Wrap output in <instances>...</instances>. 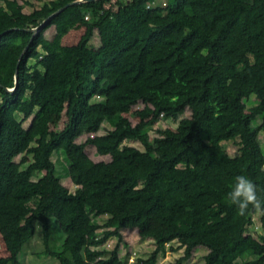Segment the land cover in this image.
Listing matches in <instances>:
<instances>
[{
  "label": "trees",
  "instance_id": "trees-1",
  "mask_svg": "<svg viewBox=\"0 0 264 264\" xmlns=\"http://www.w3.org/2000/svg\"><path fill=\"white\" fill-rule=\"evenodd\" d=\"M15 1L0 0V235L9 254L0 264H23L36 224L43 247L37 258L125 264L117 249L101 246L110 238L123 244L125 222L143 232L153 217L164 232L151 236V256L133 264H156L171 242L178 243L171 250H183L174 264L189 261L197 247L207 250L204 264H264V236L248 234L264 207L241 215L226 199L233 178L243 174L264 206L261 128L252 125L264 107L244 104L264 90V0L80 3L51 19L30 45L29 30L77 0H28L42 3L30 13ZM79 24V41L62 45ZM94 98L109 99V116ZM139 102L144 107L132 124L123 114ZM186 110L177 131L157 130L149 140L150 127ZM103 123L111 128L105 134L76 142ZM235 140L243 149L230 157L223 144ZM127 142L144 150L118 153ZM87 147L110 160L85 164L79 154ZM20 155L31 157L25 171L38 175L35 181L20 178ZM104 216L103 226L93 223ZM52 220L61 234L56 247Z\"/></svg>",
  "mask_w": 264,
  "mask_h": 264
},
{
  "label": "rangeland",
  "instance_id": "rangeland-1",
  "mask_svg": "<svg viewBox=\"0 0 264 264\" xmlns=\"http://www.w3.org/2000/svg\"><path fill=\"white\" fill-rule=\"evenodd\" d=\"M46 2L49 0H45ZM125 3L126 1L123 0ZM27 3V4H26ZM15 5L23 6V13H30L34 9L40 7L42 3L40 2H33L28 0H16ZM0 6H3L0 3ZM52 28L48 29L45 32L46 38L51 37ZM83 34V27L81 24L71 29L66 36H64L61 40L62 45L64 46H71L76 44L80 37ZM93 44H96L94 41ZM29 65L33 64V61L30 60L28 62ZM101 101L104 104L99 112L100 114L106 118L109 116V112L107 110V106L110 104L108 98H94L92 102ZM244 104L247 109L255 107L257 105H261L264 107V90L260 93L259 97L252 96L249 100L244 101ZM144 107L143 102H139L136 106L128 108L124 112V116L131 121L132 124H136L138 122L137 117L135 116V112L142 109ZM189 117V111H185L184 113L180 114L176 121L166 120V121H159L152 127L148 129L149 140L152 142L153 139L158 137L157 130H164L170 129L172 131H177L179 125L182 121L186 120ZM29 121L23 123L24 127H28ZM253 126H259L261 128L258 134V142L260 144L262 154L264 156V115L257 117V119L252 123ZM110 126L107 123H103L100 130L97 132L94 131H84L83 134L76 140L77 143H83L88 137H93L96 135H103L106 131L110 130ZM129 148H136L140 151H143V146L138 142H127L124 143L118 153H127ZM223 148L225 152L230 156L233 157L236 154L240 153L243 149L242 144L238 141L227 142L223 144ZM79 158L82 162L87 165H92L98 162H108L110 160V156H99L93 147H87L85 152L79 154ZM56 160V156L53 154L52 161ZM20 165V178L24 180H32L35 181L37 176L29 175L26 173V167L31 163V157L26 155H20L15 160ZM147 167V166H146ZM56 169L58 171L61 170L60 166L56 165ZM180 172V168H177L169 173L166 174L167 179H171L176 176ZM62 184L69 187L70 189L73 188L72 184L68 180H62ZM106 217L97 218L93 221L94 224L99 226H103ZM264 223V210H260L252 216V225L248 228V234L253 236L255 239H259L260 236H264V230L261 228V224ZM50 234L53 236L51 238V245L52 247H56L55 245V238L59 237L61 234L56 226V222L52 220L50 222ZM105 228H100L97 231V236L101 238L103 236V232ZM164 232V227L160 224L159 220L155 217L152 218L150 226L146 231L139 232L134 230L130 227L128 222L124 223L123 229L121 233L124 237V243L127 244V247L120 244L116 238H110L106 241V243L101 246V249L107 251H113L114 249L118 250L119 257L121 259H125V264H133L138 259H147L151 256V254L155 250V242L151 238V236H156L160 233ZM40 236V226L36 224V232L33 239L25 245L24 251L22 254L23 264H57L53 260L41 257L37 258L36 253H39L42 250L41 239ZM178 248L177 242H171L166 246V253L164 255H159L155 259L156 264H174L177 259L183 256V250L179 249L173 251L171 249ZM207 250L205 248L197 247L192 252V257L189 261L185 262L184 264H204L203 257L206 254ZM127 254L129 256L126 259ZM8 251L6 249L5 243L0 235V257H8ZM21 258V257H20Z\"/></svg>",
  "mask_w": 264,
  "mask_h": 264
},
{
  "label": "clouds",
  "instance_id": "clouds-1",
  "mask_svg": "<svg viewBox=\"0 0 264 264\" xmlns=\"http://www.w3.org/2000/svg\"><path fill=\"white\" fill-rule=\"evenodd\" d=\"M227 201L233 205L241 215L245 214L249 206L264 207L258 198L257 186L246 175H236L226 193Z\"/></svg>",
  "mask_w": 264,
  "mask_h": 264
},
{
  "label": "water",
  "instance_id": "water-1",
  "mask_svg": "<svg viewBox=\"0 0 264 264\" xmlns=\"http://www.w3.org/2000/svg\"><path fill=\"white\" fill-rule=\"evenodd\" d=\"M95 1H98V0H77L75 2H71L63 7H61L59 10H57L54 14H52L51 16H49L47 19H45L38 27L34 28V29H31L29 30L31 33H32V37H31V40H30V43L29 45L32 43L35 35H37L40 30H42L47 23H49L51 21V19H53L54 17H56L58 14H60L61 12H63L66 8L70 7V6H73V5H77V4H80V3H90V2H95ZM29 47V46H28ZM28 47L25 49V51L28 49ZM23 56H21L20 60L22 59ZM15 82L17 83L18 82V72H16V76H15ZM15 89H12V90H8L6 89V91L10 92V93H13Z\"/></svg>",
  "mask_w": 264,
  "mask_h": 264
}]
</instances>
